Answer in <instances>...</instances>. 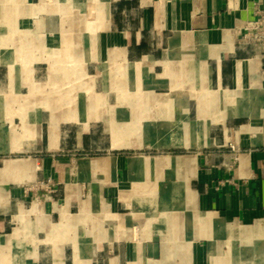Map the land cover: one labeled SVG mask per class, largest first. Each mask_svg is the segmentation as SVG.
<instances>
[{"label": "crops", "instance_id": "0c3cea01", "mask_svg": "<svg viewBox=\"0 0 264 264\" xmlns=\"http://www.w3.org/2000/svg\"><path fill=\"white\" fill-rule=\"evenodd\" d=\"M258 9L0 0V264H264Z\"/></svg>", "mask_w": 264, "mask_h": 264}, {"label": "built area", "instance_id": "2783aa9c", "mask_svg": "<svg viewBox=\"0 0 264 264\" xmlns=\"http://www.w3.org/2000/svg\"><path fill=\"white\" fill-rule=\"evenodd\" d=\"M239 42L256 48L263 58L264 64V9H258L252 20L244 23ZM53 186L51 180L47 184Z\"/></svg>", "mask_w": 264, "mask_h": 264}]
</instances>
